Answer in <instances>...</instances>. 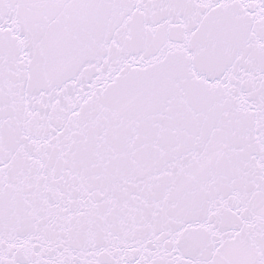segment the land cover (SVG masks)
<instances>
[{
  "label": "snow or ice",
  "instance_id": "obj_1",
  "mask_svg": "<svg viewBox=\"0 0 264 264\" xmlns=\"http://www.w3.org/2000/svg\"><path fill=\"white\" fill-rule=\"evenodd\" d=\"M0 264H264V0H0Z\"/></svg>",
  "mask_w": 264,
  "mask_h": 264
}]
</instances>
